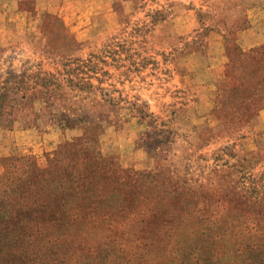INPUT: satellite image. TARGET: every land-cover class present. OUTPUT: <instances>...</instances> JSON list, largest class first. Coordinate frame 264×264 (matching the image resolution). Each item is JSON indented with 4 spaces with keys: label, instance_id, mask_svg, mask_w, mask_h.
<instances>
[{
    "label": "rangeland",
    "instance_id": "obj_1",
    "mask_svg": "<svg viewBox=\"0 0 264 264\" xmlns=\"http://www.w3.org/2000/svg\"><path fill=\"white\" fill-rule=\"evenodd\" d=\"M0 264H264V0H0Z\"/></svg>",
    "mask_w": 264,
    "mask_h": 264
}]
</instances>
